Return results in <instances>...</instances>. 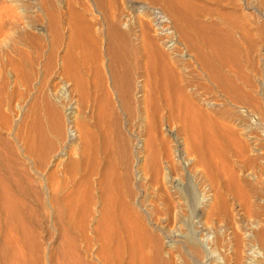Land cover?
Segmentation results:
<instances>
[{
    "label": "rangeland",
    "instance_id": "374dc122",
    "mask_svg": "<svg viewBox=\"0 0 264 264\" xmlns=\"http://www.w3.org/2000/svg\"><path fill=\"white\" fill-rule=\"evenodd\" d=\"M104 1L0 0V194L24 202L18 217L31 231L25 222L11 229L0 195V264H13L18 250L32 257L19 264H66L72 254L85 264H143L128 242L132 219L150 238L145 264H264V0L186 1L192 21L234 38L222 41L221 83L183 46L171 56L209 125L184 124L186 110L145 91L144 5ZM114 19L132 44L124 60L140 63L130 65L131 89L139 83L131 96L111 69ZM153 35L145 36L161 38ZM3 224L32 239L7 247Z\"/></svg>",
    "mask_w": 264,
    "mask_h": 264
},
{
    "label": "bare ground",
    "instance_id": "6f19581e",
    "mask_svg": "<svg viewBox=\"0 0 264 264\" xmlns=\"http://www.w3.org/2000/svg\"><path fill=\"white\" fill-rule=\"evenodd\" d=\"M101 1V0H100ZM104 1V0H103ZM106 1V0H105ZM104 1V2H105ZM110 1V0H109ZM108 1V2H109ZM112 1V0H111ZM126 1V0H125ZM140 1V2H139ZM187 0H127V4L128 5H130V7H132V8H134L135 7V4H142V5H144V9H142L140 12H138V16H139V19H140V17H141V20H142V18H144V19H146V18H150L148 21H146V22H142V21H144V20H140L139 22H141L140 23V25H139V27L137 28V29H139V31H137V32H139L140 34H142L141 36H139V33H137L136 31H133L134 33H131V34H134L133 36V38L132 39H135L136 41L138 40V38L140 37V38H142V41L140 40V43H141V47H142V49L141 50H143V52H142V57H143V59H141L142 61L144 60L145 61V63L144 64H146L145 66H144V64H143V67L145 68V67H147V68H145V71H146V69H147V71H146V76H142V75H140L139 77H141V78H143V80L145 81V82H143L142 84L143 85H145V87L147 88V87H149L147 90H145V91H148V90H151L152 89V92L154 93V95H155V98H158L159 97V99L160 100H163V101H165L166 102V104L168 105V106H170V108H173L174 110L176 109V110H178V112L180 111V109H182V110H186L185 111V113H183V116L181 117V115L179 116V117H181L180 118V120H183L182 122H186V123H184V124H186V125H188L189 123H191V122H194V121H196L195 123H193V124H197V122H200L201 120H202V122L204 123L205 122V124L206 125H209V124H207L208 122H210V120H209V118L206 120L207 121V123H206V121H203V119H205L206 118V115H204L205 116V118L203 117V116H201L200 114H199V112H201V110L200 111H198L197 112V109H195V111H194V108H196L195 107V101L193 102V93H192V98H191V93H190V91H192V89L191 88H188L189 87V84H187L186 83V81L184 80V76L182 75V73L180 72V68H179V66H178V62L177 61H175V60H173L172 58H174L173 56H172V54L173 53H175V52H177L178 50H177V47L178 46H183L184 47V50H188V52L190 51L191 53L193 52L194 53V56H195V60H197V63H199V65H201V67L203 68V70L204 71H207L208 72V74L210 75V77L212 78V79H215V80H217V82L219 81L220 83L221 82H224L225 80H226V77H225V75L222 73V69H223V67H224V63H223V60L225 59V58H227V56H226V54H225V52L223 51L224 49L222 48V41H234V38H233V40L231 39L232 37V35H227L226 34V32H224V31H219V30H217V29H215L214 27H213V29H212V31H211V28L212 27H207V26H204V25H202V24H200V22L198 21H192L191 20V16H190V14H188L187 12H189L188 10H186V8H187V6H188V4L186 5V3H189V5L191 4L190 2H186ZM103 2V3H104ZM113 2V1H112ZM111 2V3H112ZM109 4H110V2H109ZM113 5V4H112ZM154 6H157V8L156 7H154ZM191 6V5H190ZM104 7V6H103ZM129 7V8H130ZM164 7V8H163ZM160 8V9H159ZM190 8V7H189ZM112 9H114V8H112ZM141 9V8H140ZM188 9V8H187ZM168 15H167V14ZM114 14V13H113ZM112 16V15H111ZM124 17V16H123ZM233 17V16H232ZM113 18H115V17H113ZM112 18V19H113ZM235 18V17H234ZM107 20H110V18L109 19H107ZM115 20L116 19H114V23H115ZM118 20V19H117ZM128 20V19H127ZM173 20H177L176 22H177V26H174V25H172V22H173ZM111 21V20H110ZM110 21H109V23H110ZM113 21V20H112ZM127 22V21H126ZM108 23V22H107ZM113 23V22H112ZM112 23H110L111 24V27H109L110 28V31H108V32H110V34L108 35V36H112V41H111V46H112V48H108V49H112V51L110 50V52L109 53H111L112 55H113V57H114V67H112L111 66V69L113 68V73H115V75L117 76V81L118 82H120V86H122V93H125L126 95H130L131 96V92H130V90L132 91L133 89H134V87L136 86V85H138L139 83H137L136 85H134L133 84V86L134 87H132L133 89H131V81L133 80L132 78H131V75H130V71H131V67H130V65H132L133 64V62H134V64H135V62H136V60L135 59H130V60H134V61H132V64H130L129 65V63H126V61L124 60V58H125V55H129L130 54V51H128L130 48H129V45L131 44L130 42L131 41H129V38L124 34V33H122V32H120L119 30V24H112ZM77 25H78V23H76ZM81 24V23H80ZM174 24V23H173ZM85 25V24H84ZM117 25H119L118 27H117ZM128 25V24H127ZM176 25V24H175ZM79 27H81L82 28V26L81 25H78ZM126 26V25H125ZM77 27V26H76ZM75 27V28H76ZM86 27V29L89 27H87V26H85ZM207 27V28H206ZM80 28V29H81ZM130 28V27H129ZM135 28V27H134ZM151 28H153V30L151 29ZM155 28V29H154ZM78 29V27L76 28V30ZM89 30H90V27L88 28ZM119 29V30H118ZM132 29L133 28H131V32H132ZM215 29V30H214ZM79 30V29H78ZM83 30V28L81 29V31ZM84 30H85V28H84ZM136 30V29H135ZM80 31V33H79V35L80 34H82V32ZM122 31V30H121ZM145 32V33H144ZM146 32L147 33H153L154 35L156 34L157 36H159V38L160 39H153L154 37H148V36H145L146 35ZM84 33H88V31L86 32V31H84ZM128 33V32H127ZM145 35H144V34ZM75 34H77V32H75ZM83 35V34H82ZM81 35V36H82ZM153 35V36H154ZM86 36H88V35H86ZM139 36V37H138ZM150 36V35H149ZM151 36H152V34H151ZM84 37V36H83ZM77 38V37H76ZM139 38V39H140ZM78 39H80V37L78 38ZM84 39L85 38H83V39H80V41H84ZM111 39V38H110ZM82 41V42H83ZM82 42H80V43H82ZM94 41H92V43H93ZM199 42H200V45H199ZM84 43V42H83ZM82 43V44H83ZM85 43H86V41H85ZM84 43V44H85ZM76 44H78V43H76ZM83 44V45H84ZM86 44H88V46H89V43L87 42ZM96 43H94V45H95ZM224 44H225V42H224ZM90 45H93V44H90ZM93 45V46H94ZM132 45V44H131ZM130 45V46H131ZM79 47V46H78ZM84 47H86L87 48V46H84ZM90 47V46H89ZM182 47V48H183ZM92 48V47H91ZM91 48H89V49H91ZM76 49V48H75ZM81 49H83V48H81ZM94 50H96L95 49V47L93 48ZM132 50H134L133 48H131ZM73 49H71V51L70 52H73L72 51ZM82 51V50H81ZM84 51H88L87 49L85 50L84 49ZM90 51H93V50H90ZM89 51V54L92 56V53ZM135 51H137L138 52V50L136 49ZM86 52L84 53V54H86ZM134 52V51H133ZM133 52H131L132 54H133ZM182 52H183V50H182ZM82 53V54H83ZM136 53V52H135ZM134 53V56H138V55H136ZM227 53V52H226ZM182 54V53H181ZM72 55H74V53H72ZM87 55V57H88V54H86ZM85 55V56H86ZM94 55V54H93ZM131 55V54H130ZM184 55V54H183ZM171 56H172V58H171ZM224 56H226L225 58H224ZM68 57V56H67ZM70 57V56H69ZM74 57H76V56H74ZM82 57H84L83 55H82ZM86 57V58H87ZM95 57H97V55L95 56ZM129 56H127V58H128ZM132 57H133V55H132ZM140 57H141V55H140ZM71 58V59H70ZM70 58H67V59H70V60H68L69 61V63H68V65L70 64V61H72L73 59H72V57H70ZM76 58H78V57H76ZM89 58V57H88ZM182 58V57H181ZM224 58V59H223ZM126 59V58H125ZM138 59V58H137ZM84 60V59H83ZM139 60V59H138ZM141 60H139V61H141ZM180 60V59H179ZM178 60V61H179ZM226 60V59H225ZM78 61V60H77ZM96 62H97V60H96ZM224 62H226V61H224ZM73 63V62H72ZM136 63H139V62H136ZM180 63H181V61H180ZM179 63V64H180ZM94 64V63H93ZM133 64V65H134ZM140 64V63H139ZM142 64V63H141ZM112 65H113V62H112ZM138 65V64H137ZM71 66V65H70ZM122 67H124V73H123V71H122V73L123 74H121V72H120V68H122ZM93 68V67H92ZM133 69V68H132ZM136 69H138V68H136ZM140 69V68H139ZM99 71V70H98ZM98 71H97V73H98ZM133 71V70H132ZM137 71V70H136ZM135 71V72H136ZM182 71V70H181ZM138 73V72H137ZM134 73H132V75H133ZM139 74V73H138ZM98 75V74H97ZM77 77V76H76ZM101 77V76H100ZM133 78L135 77V74L132 76ZM139 77L138 78H134V79H139ZM75 78V77H74ZM81 78V77H80ZM103 78V77H102ZM116 78V77H115ZM132 79V80H131ZM74 80V79H73ZM99 80V79H98ZM79 81V80H78ZM116 81V82H117ZM140 81H141V79H140ZM140 81H138V82H140ZM231 81H233V80H231ZM231 81H229L231 84H233ZM84 82V81H83ZM115 82V83H116ZM134 82V81H133ZM227 82V81H226ZM234 82V81H233ZM86 83V82H85ZM96 83V82H95ZM77 84V83H76ZM84 84V83H83ZM82 84V85H83ZM118 84V83H117ZM122 84V85H121ZM226 84V83H225ZM235 84V83H234ZM118 86V85H117ZM142 86V85H141ZM141 86H139V88H141ZM119 87V86H118ZM136 87H138V86H136ZM233 88H234V86H232ZM230 88V87H229ZM121 89H119V90H121ZM230 90V89H229ZM138 91V90H137ZM141 91V90H140ZM231 91V90H230ZM136 92V91H135ZM149 92V91H148ZM120 93H121V91H120ZM129 93H131V94H129ZM143 93V92H142ZM147 93V92H146ZM150 93V92H149ZM153 93H151V94H153ZM231 93V92H230ZM125 94H123L124 96H125ZM150 94V97L152 96L153 97V100L155 99L154 98V96L153 95H151ZM146 95H148V94H146ZM123 96V97H124ZM144 96L145 95H143V98H144ZM122 97V96H121ZM147 96H145V98H146ZM152 97L150 98V99H152ZM132 98V97H131ZM141 98V97H140ZM142 98V99H143ZM126 99V98H125ZM124 99V100H125ZM149 99V98H148ZM150 99L149 100H147V101H150ZM108 100V99H107ZM122 100H123V98H122ZM128 100V99H127ZM130 100H132V99H130ZM129 100V101H130ZM139 100V99H138ZM144 100V99H143ZM146 100V99H145ZM157 100V99H156ZM134 101H135V99H134ZM106 102V101H105ZM159 102V101H158ZM127 103V102H126ZM135 103H136V101H135ZM152 103V102H151ZM156 103V102H155ZM109 104V103H108ZM153 104H154V102H153ZM159 105V104H158ZM157 105V106H158ZM155 106H156V104H155ZM155 106H153V107H155ZM103 108V107H102ZM110 108V107H109ZM158 108H159V106H158ZM71 109V108H70ZM106 109V108H105ZM181 110V111H182ZM198 110H199V108H198ZM102 110H100V112H101ZM106 111V110H105ZM111 112V111H110ZM155 112V111H154ZM179 114H180V112H179ZM56 116V115H55ZM54 116V117H55ZM175 118H178V117H176L175 116ZM179 119V118H178ZM57 120V119H56ZM59 120V119H58ZM106 120V119H105ZM104 121V120H103ZM212 121V120H211ZM55 123H57V122H55ZM181 123V122H180ZM188 123V124H187ZM202 123V124H203ZM59 125L58 126H60V123H58ZM156 124V123H155ZM202 124H200L199 123V125H202ZM190 125V124H189ZM187 127V126H186ZM205 127V126H204ZM60 128V127H59ZM198 128V127H197ZM207 128V127H206ZM107 129V128H106ZM199 129V128H198ZM192 130V129H191ZM201 130V129H200ZM183 133V132H182ZM188 133H186V135H187ZM199 134V133H198ZM107 135V134H106ZM110 135V134H109ZM194 136V135H193ZM204 136V135H203ZM42 137V136H41ZM194 138V137H193ZM116 180V179H115ZM0 182H1V180H0ZM4 184V183H3ZM114 184V183H113ZM7 187V186H6ZM2 189L1 190H3V187H1ZM5 188V187H4ZM9 188V187H8ZM4 191V193H2V194H0V195H2V196H4V200H5V206H3L6 210H7V212L5 213V217H6V214H7V219H9L10 221L9 222H11V225L10 226H12V228L11 229H14L15 231H16V229H19L20 228V230H22V229H24V230H26V227H27V229H28V226H27V223L25 222L26 221V219H25V221L24 220H21L22 218L24 219V217H22V218H19L18 216H20L19 214H18V212L19 211H17V209L20 207V205H21V209H23L24 207V202H23V204L20 202V201H18L17 199H15V198H17V197H12L13 195H11V194H9V193H11V191H9V189H8V191L9 192H7L5 189L3 190ZM4 194V195H3ZM116 194H118V193H116ZM112 195V194H111ZM116 196V195H115ZM114 196V197H115ZM113 198V197H112ZM85 199V198H84ZM87 199V198H86ZM2 200H3V198H2ZM20 200V199H19ZM111 200V199H110ZM113 200V199H112ZM111 200V201H112ZM0 201H1V199H0ZM58 201V200H57ZM63 201V200H62ZM115 200H113V202H114ZM4 202V201H3ZM124 202V201H123ZM1 203V202H0ZM64 203V202H63ZM112 203V202H111ZM110 203V204H111ZM71 204V203H70ZM113 204V203H112ZM120 204V203H119ZM114 205V204H113ZM123 205V204H122ZM127 205V204H126ZM0 206H1V204H0ZM124 206L125 205H123L122 207V209H126V208H124ZM128 206V205H127ZM2 207V206H1ZM112 207V206H111ZM114 207V206H113ZM112 207V208H113ZM74 208V207H73ZM26 209V208H25ZM114 209H115V207H114ZM132 208H130V210H131ZM1 210V209H0ZM24 210V209H23ZM23 210H21V211H23ZM75 210V209H74ZM107 210H108V212H109V209L107 208ZM129 209H126V210H124V211H126V212H129L130 214H132L133 213V209H132V211H130ZM3 211V210H2ZM25 211V210H24ZM114 211V210H113ZM124 211H122V212H124ZM5 212V211H4ZM26 212V211H25ZM24 212V213H25ZM107 212V211H106ZM111 212V211H110ZM109 212V214H111ZM119 213H121L120 211H118ZM132 212V213H131ZM3 213V212H2ZM20 213V212H19ZM22 213V212H21ZM20 213V214H21ZM23 213V214H24ZM115 212H113L111 215L113 216V214H114ZM117 214V215H119V216H121L120 214ZM127 214V216L128 215H130V214ZM4 214V213H3ZM23 214H21V216L23 215ZM27 214V213H26ZM122 214V216H123V214L125 215V213H121ZM135 214V213H134ZM2 215V214H1ZM25 215V214H24ZM23 215V216H24ZM108 215V214H107ZM133 215V214H132ZM126 216V217H127ZM114 218H115V215L113 216ZM112 217V218H113ZM126 217H125V219H126ZM132 217V216H131ZM135 217V216H134ZM133 217V218H134ZM4 218V217H3ZM107 218H109L108 216H107ZM111 218V217H110ZM113 218V219H114ZM116 218H117V216H116ZM120 218V217H119ZM118 218V219H119ZM122 218H124V217H122ZM128 218H130L129 216H128ZM2 219V218H1ZM7 219H5V220H3L4 222L5 221H7ZM117 219V220H118ZM121 219V218H120ZM107 220V219H106ZM109 220V219H108ZM112 220V219H111ZM116 220V219H115ZM116 220V221H117ZM128 220L129 219H127V222H128ZM132 220H134V221H132ZM131 221H129L128 223H125V221L126 220H123V219H121V222L122 221H124V222H122V224H127V227H128V229L126 230L125 229V227L122 225V227H124V229L126 230V231H128L129 230V232H130V235H127L129 238H130V241L128 240V242H132L131 244L134 246V255L135 256H139V258H140V262H143V264H145V262H147V260H146V258L142 255V252L143 251H141L140 249H142V247L144 246V244H146V238H147V240L148 239H150V238H148L149 237V235H146V234H148V232H147V230L145 229L146 227H144L143 225L142 226H140L141 225V222H137L135 219H132ZM8 222V221H7ZM6 222V223H7ZM8 222V223H9ZM26 223V225H24V226H26V227H23V223ZM106 222V221H105ZM118 222V221H117ZM120 222V221H119ZM132 222H134L133 224H132ZM7 223V224H8ZM111 223H113V220H112V222ZM116 223V222H115ZM140 223V224H139ZM7 224L5 225V224H3V228H6L5 226H7ZM106 224L107 225H112V224H110L109 222H106ZM114 224V223H113ZM1 225V224H0ZM5 225V226H4ZM116 226H117V224H115V228H116ZM118 226H119V224H118ZM8 227V226H7ZM9 227H8V231L10 230L9 229ZM112 227H114V225L112 226ZM111 227V228H112ZM0 229H1V227H0ZM110 229V228H109ZM123 229V228H122ZM123 229V230H124ZM14 230H10V231H12V233L14 232ZM18 231V232H21V231ZM29 230V229H28ZM111 230V229H110ZM119 230V229H118ZM124 230V231H125ZM4 231V235H6L7 233H5V230H3ZM6 231H7V229H6ZM7 231V232H8ZM10 231H9V233H10ZM112 231H114V230H111V232ZM22 232H24V231H22ZM20 233L21 234V236H23L24 237V235H22L23 233ZM27 234H29V232H31L30 230H29V232L28 231H25ZM8 233V235H10L9 237L6 235L5 237H3L4 239H6V237H8V239L5 241L6 243H7V247H12V246H15V248H19V247H21V246H19L21 243H22V241L23 240H25V239H23L22 238V240L20 239L21 237H19L18 236V234L16 233V232H14V233H16V234H9ZM25 234V233H24ZM26 234V235H27ZM128 234V233H127ZM25 235V236H26ZM29 235H31V234H29ZM28 235V236H29ZM117 235H118V233H117ZM28 236H26V237H28ZM147 236V237H146ZM29 238H31L32 239V237H30L29 236ZM29 238H28V240L26 239L24 242H23V244H24V246H27L28 245V243H27V241H29ZM4 239L2 240V242H4ZM122 240V239H121ZM30 242H32L31 240H30ZM118 243H119V240H118ZM121 243V242H120ZM10 244H12L11 246H10ZM3 245V247L5 248V243H3L2 244ZM32 245H30V247H31ZM108 246V245H107ZM15 248H13V250L15 249ZM26 248V247H25ZM29 248V247H28ZM27 248V249H28ZM2 249V248H1ZM7 249V248H6ZM5 249V250H6ZM21 249V248H20ZM9 250V249H8ZM16 250H18V249H16ZM22 250V249H21ZM30 250H31V248H29V251L28 252H30ZM116 250V249H115ZM139 250L141 251V254H139ZM143 250V249H142ZM2 252L4 251V249H2L1 250ZM10 251H12V250H10ZM20 250H18V254H17V252H16V254L17 255H15V256H17L16 257V261L13 263V264H19L18 263V260L19 261H23V262H26V259L28 258H26V256H28V255H24V253L23 252H19ZM22 251H24V249L22 250ZM1 252V253H2ZM26 252V251H25ZM5 253H7L6 251H5ZM22 253V254H21ZM68 253V252H67ZM13 254H15V253H13ZM28 254V253H27ZM2 255L4 256V254L2 253ZM1 255V256H2ZM8 255H9V253H8ZM73 255V254H72ZM71 255V258H70V260H68L69 262H66V264L68 263V264H85V263H83L84 261H83V259L81 260V259H78V258H76V256L75 255H73L72 256ZM141 255V256H140ZM5 257V256H4ZM11 257V256H10ZM79 257V256H78ZM32 258V257H31ZM30 257L28 258L29 260L31 259ZM3 258H1V260H2ZM4 260V259H3ZM2 260V261H3ZM149 260V259H148ZM5 261V260H4ZM21 261V262H22ZM28 261V260H27ZM83 261V262H82ZM9 262V261H8ZM29 262H31V261H29ZM135 262V261H134ZM5 263V262H4ZM4 263H2V264H4ZM7 263V262H6ZM5 263V264H6ZM11 263V261L9 262V264ZM8 264V263H7ZM26 264V263H25ZM29 264V263H28Z\"/></svg>",
    "mask_w": 264,
    "mask_h": 264
}]
</instances>
